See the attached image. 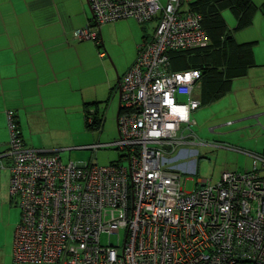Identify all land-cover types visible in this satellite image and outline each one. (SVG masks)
Instances as JSON below:
<instances>
[{
    "label": "built area",
    "instance_id": "1",
    "mask_svg": "<svg viewBox=\"0 0 264 264\" xmlns=\"http://www.w3.org/2000/svg\"><path fill=\"white\" fill-rule=\"evenodd\" d=\"M87 2L93 21L75 31L79 41L100 45V27L121 20L157 23L119 83L117 139L79 148L115 149L122 162L64 164L27 148L8 112L13 264H264V154L231 148L252 158L251 171L182 186L181 173L197 171L192 147L210 144L191 129L201 72L172 71L171 55L210 44L201 15L188 0Z\"/></svg>",
    "mask_w": 264,
    "mask_h": 264
},
{
    "label": "crops",
    "instance_id": "2",
    "mask_svg": "<svg viewBox=\"0 0 264 264\" xmlns=\"http://www.w3.org/2000/svg\"><path fill=\"white\" fill-rule=\"evenodd\" d=\"M158 1L163 5L168 2ZM250 1L253 9L245 26L239 27L242 16H236L228 7L222 9L221 16L226 34L234 45L252 44L244 56L251 57L253 64L240 68L234 50L228 48L225 53L220 46L211 45L213 39L204 29L211 46L206 51L217 62L219 71L226 70L230 65L240 69H236V76L225 83V90L228 91L220 98L209 101L201 93L195 94V98L201 101L200 107L225 99L226 109L227 106L231 107L225 118L236 120L235 124L238 125H234L237 128L234 131L248 134V140H243L240 144L260 155L264 154V0ZM186 7L189 8L188 3L184 4V8ZM224 11H229L233 16L230 24L223 16ZM92 21L93 14L87 0H0V257L6 251L12 255L14 233L20 219L19 209L8 193L11 162L5 155L9 140L7 113H14L23 144L30 149L38 146L30 136V129L39 121L42 122L46 105H55L50 109H56L58 105L66 108V104H70L68 102L80 99L84 119L88 114L96 113L93 117L102 119L104 123L99 105L114 101L112 98L115 90L136 60L138 46L151 39L157 24L153 21L152 32L147 34L145 26H141L147 23L138 24L133 20L120 22L119 25L132 29L134 39L128 59L123 63H116L106 52L105 25L100 27V45L89 40L75 39V31L91 25ZM101 53H104V57H100ZM173 55L175 54L171 55L172 71L187 70H177L178 66H173ZM217 55L219 59L216 60ZM233 92H236L235 96H230ZM117 93L118 112L119 89ZM244 121L249 122V125L242 127ZM228 123L230 124L229 121ZM213 147L222 148L211 144L206 146ZM224 148L233 152L236 151L231 148L251 153L233 146ZM250 159V169L237 172L251 171L253 160L251 157Z\"/></svg>",
    "mask_w": 264,
    "mask_h": 264
},
{
    "label": "rangeland",
    "instance_id": "3",
    "mask_svg": "<svg viewBox=\"0 0 264 264\" xmlns=\"http://www.w3.org/2000/svg\"><path fill=\"white\" fill-rule=\"evenodd\" d=\"M223 16L229 24L232 22L233 16L229 11H224ZM120 22H125V20L114 22L111 25L105 24L104 26V28L106 27L104 31L106 52L116 63H123L128 59L134 39L132 29L119 25ZM141 26H145L146 33L150 34L154 23H147ZM192 54H187L183 63L189 64L192 59L189 56H192ZM177 55L172 56L173 66L176 68L178 66L177 70H185L183 63L180 65L177 63V59H174ZM117 90H115L112 98L114 100L113 102L109 101L106 105H99L100 113L104 116V123L100 130H91L85 127L84 113L80 99L68 102L70 104H66V108L58 105L56 109H50L53 104L46 105L47 108L43 112L42 122L40 123L39 121L30 129V136L34 143L38 145L35 149L59 155L64 164L69 162L74 164L96 163L100 166H106L110 163L122 162L120 161V156H122L121 152L115 149H101L94 152L78 148L96 143H111L117 139ZM235 93L233 92L230 96H235ZM228 96L226 98H229ZM225 102L224 99L207 107L202 106L192 113V119L195 121V125H192L191 129L197 137V143L206 142L222 148H206V146L192 147L193 150L198 151L199 156L196 158L197 171L195 174L181 173L182 186L186 192L199 188L197 185L198 180L211 179L214 184L219 180L220 174L223 171H245L250 169L252 165L250 157L224 148L225 146H233L253 153L246 146L240 144L243 140L244 142L248 140V134L242 131H234L237 129L235 126L238 125L235 124L236 120H233V118H225L229 108H231L227 106L228 109H226ZM228 121L232 126H228L230 125ZM248 125L249 122L244 121L242 127ZM25 139L27 140V137ZM213 142L219 144H213ZM26 144L30 147L29 142L26 141ZM260 175L264 176V171H261ZM102 242L105 243L106 240L103 238ZM115 243V239L112 237L111 244L115 245ZM0 264H13L12 255H9L6 251L0 257Z\"/></svg>",
    "mask_w": 264,
    "mask_h": 264
},
{
    "label": "trees",
    "instance_id": "4",
    "mask_svg": "<svg viewBox=\"0 0 264 264\" xmlns=\"http://www.w3.org/2000/svg\"><path fill=\"white\" fill-rule=\"evenodd\" d=\"M188 4L189 10L201 15L203 29H205L213 39V44L211 45H214L215 47L220 46L221 51L225 53L228 48H232L236 54V60H239L240 62V68L245 66L248 67L250 64H253L251 57L244 56L245 53L249 52L252 44L234 45L232 42L233 40L228 38L226 34V26L221 16L222 9L228 7L234 11L236 16H242L239 21V27L245 26L247 24L245 21L249 19L250 11L253 9V4L250 0H188ZM209 47H211L210 44L206 48L202 50L200 49L201 51L194 50L191 52H185L187 54L195 52L192 56H189L192 57L189 64L183 63L187 57L185 53H178L174 59H177V63L180 65L183 63V66H185V69L187 70H199L201 72L200 93L204 98L211 101L220 98L226 93V91H228L225 90V83H228L231 78L236 76L235 70L239 67H233L230 65L226 70L219 71L217 62L213 61V56L206 51ZM220 55H222V53H220ZM215 59H219V56L217 55ZM95 114L96 113H94L93 116H95ZM102 125V119L93 117L92 121L89 122L87 116H85L86 128L100 130ZM14 204L17 206L16 203Z\"/></svg>",
    "mask_w": 264,
    "mask_h": 264
},
{
    "label": "water",
    "instance_id": "5",
    "mask_svg": "<svg viewBox=\"0 0 264 264\" xmlns=\"http://www.w3.org/2000/svg\"><path fill=\"white\" fill-rule=\"evenodd\" d=\"M119 112H120V107H119L118 112H117V114H116V121H117V118H118Z\"/></svg>",
    "mask_w": 264,
    "mask_h": 264
},
{
    "label": "clouds",
    "instance_id": "6",
    "mask_svg": "<svg viewBox=\"0 0 264 264\" xmlns=\"http://www.w3.org/2000/svg\"><path fill=\"white\" fill-rule=\"evenodd\" d=\"M88 3V2H87Z\"/></svg>",
    "mask_w": 264,
    "mask_h": 264
}]
</instances>
